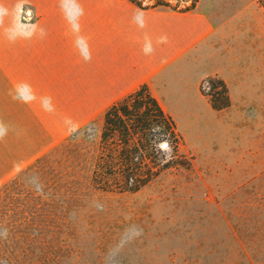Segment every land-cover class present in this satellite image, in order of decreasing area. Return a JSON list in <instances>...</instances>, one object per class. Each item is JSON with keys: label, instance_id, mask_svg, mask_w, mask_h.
Segmentation results:
<instances>
[{"label": "rangeland", "instance_id": "rangeland-1", "mask_svg": "<svg viewBox=\"0 0 264 264\" xmlns=\"http://www.w3.org/2000/svg\"><path fill=\"white\" fill-rule=\"evenodd\" d=\"M130 6L143 20L146 11ZM24 12L31 14L27 6L21 17L30 20ZM244 38L229 40L225 54L237 55ZM256 49L264 57V36ZM9 54L0 46V185L62 147L42 178L26 177L53 198L44 235L53 246L36 250L47 256L45 264H264V75L254 93L241 91L222 111L201 91L193 109L166 103L194 155L193 167L167 171L136 193L116 194L89 184L106 109L60 114L49 100L14 89L6 80ZM201 60L199 76L216 70V53ZM45 113L48 120H40ZM72 148L84 153L81 166L71 163Z\"/></svg>", "mask_w": 264, "mask_h": 264}, {"label": "crops", "instance_id": "crops-1", "mask_svg": "<svg viewBox=\"0 0 264 264\" xmlns=\"http://www.w3.org/2000/svg\"><path fill=\"white\" fill-rule=\"evenodd\" d=\"M259 1L200 0L185 13L144 10L139 21L123 0H0L7 84L49 100L60 114L70 108L97 113L143 83L165 110L172 101L185 110L193 109L202 79L217 75L234 105L264 75L256 49L264 36ZM23 6L30 20L21 17ZM240 37L245 47L225 54L229 40ZM215 53L216 70L199 76L201 56Z\"/></svg>", "mask_w": 264, "mask_h": 264}, {"label": "trees", "instance_id": "trees-1", "mask_svg": "<svg viewBox=\"0 0 264 264\" xmlns=\"http://www.w3.org/2000/svg\"><path fill=\"white\" fill-rule=\"evenodd\" d=\"M140 10L192 11L200 0H123ZM204 84L208 85L205 92ZM200 91L211 108L222 111L232 100L226 82L217 75L203 79ZM81 130L76 132L73 141ZM75 144V143H74ZM62 147L40 157L15 177L0 185V264H45V249L53 246L45 232L51 228L52 197L39 194L26 179L42 178ZM71 163L81 166L84 153L77 148ZM194 155L188 150L176 120L152 93L148 83L111 104L103 113L97 148L89 168L90 186L106 193H136L171 170L191 169ZM43 190V188H41Z\"/></svg>", "mask_w": 264, "mask_h": 264}, {"label": "built area", "instance_id": "built-area-1", "mask_svg": "<svg viewBox=\"0 0 264 264\" xmlns=\"http://www.w3.org/2000/svg\"><path fill=\"white\" fill-rule=\"evenodd\" d=\"M24 17H25V18H30V17H31L30 12H24Z\"/></svg>", "mask_w": 264, "mask_h": 264}]
</instances>
